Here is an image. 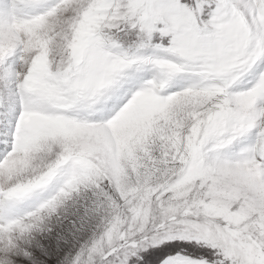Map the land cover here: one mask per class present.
Here are the masks:
<instances>
[{"label":"snow or ice","instance_id":"6c2138e0","mask_svg":"<svg viewBox=\"0 0 264 264\" xmlns=\"http://www.w3.org/2000/svg\"><path fill=\"white\" fill-rule=\"evenodd\" d=\"M0 264H264V0H0Z\"/></svg>","mask_w":264,"mask_h":264}]
</instances>
